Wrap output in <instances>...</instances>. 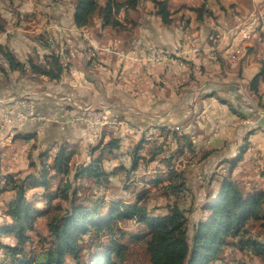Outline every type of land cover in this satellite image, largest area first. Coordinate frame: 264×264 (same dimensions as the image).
<instances>
[{
    "label": "crops",
    "instance_id": "crops-1",
    "mask_svg": "<svg viewBox=\"0 0 264 264\" xmlns=\"http://www.w3.org/2000/svg\"><path fill=\"white\" fill-rule=\"evenodd\" d=\"M167 2L173 18L170 25L162 23L150 0H141L135 9L122 8L117 14L120 26L115 28L104 26L99 18L77 28L73 24V7L68 12H60L58 5L46 9L56 29L67 36L66 47L70 48L66 51L72 53L74 79L62 74L55 83L44 76L21 82L28 75L9 69L3 58L2 67H6L7 74L0 77V97L47 89L54 98L66 96L78 105L90 106L92 119L99 123L94 127L76 124L60 129L54 123L35 122L19 128L9 146L0 140V178L9 173L33 172L28 165L29 154L38 163L42 151L47 150L52 156L65 148L72 179L76 166L89 164L106 142L116 139L117 149L112 154L103 153L105 170L114 172L109 182L97 190L105 201L126 198L131 202L136 196L134 192H149L150 187L167 185L171 180L184 181L189 195H193L194 184L196 190H203L207 184L217 191L220 180L229 175L245 190H264V108L260 106L264 104V80L259 81L257 93L250 89V81L260 71L264 58V38L254 37L234 57V46L230 47L228 40V32L250 13L264 16V0ZM202 6L206 13L197 20L193 8ZM4 12L0 8V54L1 48L12 52L11 47L15 48L20 37L19 24L15 22L10 28L7 25L9 18L13 20L11 6ZM216 33L223 34L225 39L214 45L211 38ZM111 44H115V52L104 54L102 48ZM176 45L180 56H174ZM135 46L140 57L151 47L173 57L154 66L145 65L143 59L133 62L124 55ZM90 50L98 53L96 64ZM57 100L46 98L40 111L46 114L58 107L66 111L67 117L79 113ZM176 125L193 129L198 156L185 154L184 150L176 156L177 142L170 130ZM153 127L161 132L147 140L146 133ZM17 133L31 138L15 139ZM141 141L143 147L136 153L135 147ZM150 152L158 153L149 161ZM136 159V167L131 169ZM170 172L175 176L170 177ZM146 177L162 182L146 183ZM142 181L144 187L134 191L143 186ZM79 182L74 181L73 187ZM113 183L120 187L117 192H113ZM43 194V188L35 187L27 197L36 199L37 207L45 208ZM12 197L10 191L0 194V223Z\"/></svg>",
    "mask_w": 264,
    "mask_h": 264
},
{
    "label": "trees",
    "instance_id": "trees-1",
    "mask_svg": "<svg viewBox=\"0 0 264 264\" xmlns=\"http://www.w3.org/2000/svg\"><path fill=\"white\" fill-rule=\"evenodd\" d=\"M140 1L74 0L73 24L83 28L99 18L104 26L118 27L117 14L122 8L135 9ZM150 1L162 23L170 25L173 18L167 0ZM193 10L197 20L206 13L204 6ZM43 34L48 36L46 32ZM44 39L43 47L50 51L42 61L21 62L8 49L1 48L9 69L28 76L34 74L31 78L44 76L51 83L57 82L63 74L57 54L59 44L55 40L50 44ZM6 74V68H1L0 77ZM260 80H264V61L250 81L251 91L257 93ZM260 106L264 108V104ZM171 135L177 142L176 156L185 148L193 151L188 136L176 131ZM20 137L31 138L17 133L15 139ZM117 147L116 139L106 142L89 164L76 166L72 179L65 148L52 156L47 150L42 151L38 163L29 154L28 165L33 172L9 173L0 178V194L13 193L3 214L6 217L0 223V264H65L69 260L73 264H126L129 244L123 242L125 238L129 243L143 245L149 264H251L243 259L225 262L223 253L229 248L246 251L258 264H264V190L251 192L239 186L230 175L223 177L217 191L209 189L206 193L201 206L206 214L194 224L189 237L191 204L188 208L180 203L187 196L184 181L171 180L162 187L175 201L166 204L161 212V208L150 205L149 193L145 190L138 191L131 202L126 198L105 201L98 195L97 190L114 174L105 170L103 153L112 154ZM142 147L141 141L135 147L136 153ZM157 153L150 152L149 161ZM171 175L174 177L175 173L170 172ZM78 180L81 182L73 187V182ZM159 182L162 181L150 183ZM35 187L44 189L45 208L37 207L36 199L27 197L28 191ZM42 217L45 218L39 220ZM132 224L140 233L127 229Z\"/></svg>",
    "mask_w": 264,
    "mask_h": 264
},
{
    "label": "built area",
    "instance_id": "built-area-1",
    "mask_svg": "<svg viewBox=\"0 0 264 264\" xmlns=\"http://www.w3.org/2000/svg\"><path fill=\"white\" fill-rule=\"evenodd\" d=\"M257 34H259L258 36L262 35L263 37H261L264 38V22L256 17L255 12H252L228 32V40H231L230 47L234 46L231 56H236L243 47L247 46L249 42H251L252 39L256 37ZM62 39V36L60 39H58L59 48L57 49V54L60 56L63 65V74L70 75L74 79L76 72L72 67V61L70 58L72 53H68L66 51V44ZM224 39L225 36L223 34L216 33L214 36H212L211 41L214 45H217ZM104 51L112 53L115 52V49L112 47H105ZM174 51V56H180V48L178 45L174 47ZM143 55V57H140L139 48L135 46L129 52H127L124 57L132 60L133 62H138L143 59L145 65L147 66H154L156 64L164 63L173 57V55L163 51L158 47H151L147 49ZM90 56H92V60H94V57H96V52L94 50H90ZM262 61H264V58ZM94 64H96V62H94ZM30 76L35 77V75L31 73ZM77 85H79V83ZM50 92L51 91L47 89L35 93L26 91L19 94H9L7 96L0 97V132H2L3 135L0 140H5V146H9L11 143H13L11 141V134L18 132L19 128L29 123H54L58 125L60 129H65L67 125L76 124L88 127H94L95 125H98V120L92 119L94 114L90 106L83 107L78 105L72 99L66 96H63L62 98H54ZM50 97H53L54 100L58 99L57 101L60 100L61 102H66L67 106H70L79 113H77L75 116L67 117L66 111L63 108L57 109V107L54 110H48L46 114H43L39 108L42 104H44L46 98ZM261 115L264 114L261 113ZM170 130L181 134L185 133L188 136L193 151L185 148V154H193L195 156L200 154L196 148L197 141L192 128H183L179 125H176ZM160 132L161 130H154L153 127L146 133V139L153 140L155 136L160 134Z\"/></svg>",
    "mask_w": 264,
    "mask_h": 264
},
{
    "label": "rangeland",
    "instance_id": "rangeland-1",
    "mask_svg": "<svg viewBox=\"0 0 264 264\" xmlns=\"http://www.w3.org/2000/svg\"><path fill=\"white\" fill-rule=\"evenodd\" d=\"M22 2L20 3H15L13 0H0V8L3 11H7V8L11 6V11H12V18H9V21L7 22L8 27L10 28L11 25H13L15 22L19 24V29L17 30L18 33L20 34L18 43L15 45V48H12V54L14 57L17 59H21L23 62H26L28 59H34L37 61H42L44 60V55L49 54V49H45L43 46L45 45V39H48V42L55 40L57 43V39H60L62 36V40L65 42L67 39V36L63 33V31H59L56 29L55 25L52 23V20L48 18L47 10L46 9H52L55 6L57 7L60 12L64 11L68 12V9H71L74 4V0H21ZM19 9L20 11H17ZM264 10V7L262 8ZM4 12V13H5ZM19 12V13H18ZM260 12V10H259ZM256 17L260 20L264 21V16H262V13H255ZM264 15V14H263ZM52 24V25H51ZM51 25V26H50ZM53 30V31H52ZM48 34V36L43 37V33ZM55 33H57L55 35ZM259 34L256 36L258 37ZM114 42L116 43L117 41L114 39ZM51 44V43H50ZM66 44V42H65ZM67 46V44H66ZM108 47L115 48V44L107 45ZM70 47H66L65 49H69ZM105 48V47H104ZM104 48H102V52L104 54L111 53L104 51ZM102 54V53H101ZM3 55L0 54V69L1 68H6L2 67L5 66L3 65ZM91 58H93L91 56ZM95 59L92 60V62L98 61V53L96 52V57ZM5 60V59H4ZM25 80H32L30 76L27 78L23 79L21 82H25ZM35 93V92H32ZM187 176V175H186ZM147 179V177H146ZM145 179V180H146ZM189 181V179H188ZM144 182L142 181L141 184L137 187L134 188V191H136L139 187H144ZM151 182V179H147L146 183ZM192 191L193 195L187 194L186 198L180 201L181 204H185L187 202H192L191 204V213L189 214V221H188V235L189 237L192 235L193 232V226L194 224L202 219L206 212H203L199 210V205L205 203V194L208 192L210 189L207 187V184L203 190H196V184H194ZM166 186L165 185H159L158 187H150L149 189V200L148 202L152 207L155 208H161L159 212L164 211L162 208L169 202H174L175 200L173 199L172 196H168L169 194L166 193L167 190L165 188H162ZM129 187V186H128ZM119 186L117 183H113V192H117L119 190ZM132 187H130L131 191ZM190 191V190H189ZM134 194H136L134 192ZM120 195V194H119ZM132 199V198H131ZM187 207V205H185ZM190 207V206H189ZM188 207V208H189ZM187 208V209H188ZM0 213H2L0 211ZM5 218V217H2ZM42 229V228H40ZM129 230H133L134 233H140L137 229H134V225H128ZM126 244H129V253H128V258H127V263L126 264H149L148 263V257L144 252V247L141 243H129L128 238H125L123 240ZM233 249V248H232ZM235 251H232L230 248L226 249V251L223 253V258L224 261H234L232 259H243L245 261H248L251 264H258V261L255 258H251L249 253L246 251H240L238 249H234ZM221 262L220 264H222ZM65 264H73L72 261H66ZM219 264V263H218Z\"/></svg>",
    "mask_w": 264,
    "mask_h": 264
},
{
    "label": "bare ground",
    "instance_id": "bare-ground-1",
    "mask_svg": "<svg viewBox=\"0 0 264 264\" xmlns=\"http://www.w3.org/2000/svg\"><path fill=\"white\" fill-rule=\"evenodd\" d=\"M15 133L11 134V139L14 137Z\"/></svg>",
    "mask_w": 264,
    "mask_h": 264
}]
</instances>
